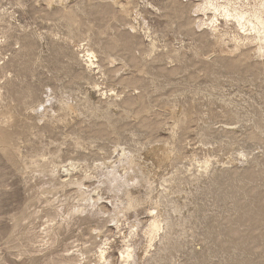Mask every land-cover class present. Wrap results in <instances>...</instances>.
<instances>
[{
    "label": "rangeland",
    "instance_id": "rangeland-1",
    "mask_svg": "<svg viewBox=\"0 0 264 264\" xmlns=\"http://www.w3.org/2000/svg\"><path fill=\"white\" fill-rule=\"evenodd\" d=\"M0 264H264V0H0Z\"/></svg>",
    "mask_w": 264,
    "mask_h": 264
},
{
    "label": "bare ground",
    "instance_id": "bare-ground-1",
    "mask_svg": "<svg viewBox=\"0 0 264 264\" xmlns=\"http://www.w3.org/2000/svg\"><path fill=\"white\" fill-rule=\"evenodd\" d=\"M49 1H51V0H49ZM59 1V0H58ZM224 10H225V12H224V14L226 15V16H232V17H234V18H236V13L234 12V10L232 9V7L231 6H226V7H224ZM242 16V15H241ZM231 17V18H232ZM251 20V19H250ZM130 167V169H134V165H133V163H128V168ZM136 201L135 200H133V199H128L127 201H126V203H125V208L126 209H129V208H134L135 206H136ZM136 208V207H135ZM157 229H158V225L155 223V222H153L152 224H151V234H153V233H155L156 231H157ZM105 251V250H104ZM104 251H102L101 253H100V256H101V258L102 259H106V256H105V253H104ZM131 256V254H130V252H127L126 253V258H129ZM126 263H127V261H126Z\"/></svg>",
    "mask_w": 264,
    "mask_h": 264
}]
</instances>
